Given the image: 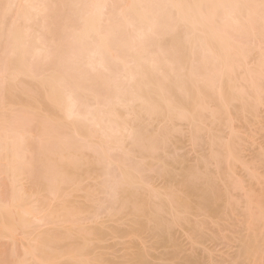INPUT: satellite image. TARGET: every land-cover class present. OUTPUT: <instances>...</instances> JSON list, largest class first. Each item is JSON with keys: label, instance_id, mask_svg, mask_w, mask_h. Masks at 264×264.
<instances>
[{"label": "bare ground", "instance_id": "bare-ground-1", "mask_svg": "<svg viewBox=\"0 0 264 264\" xmlns=\"http://www.w3.org/2000/svg\"><path fill=\"white\" fill-rule=\"evenodd\" d=\"M263 109L264 0H0V264H253L217 178Z\"/></svg>", "mask_w": 264, "mask_h": 264}, {"label": "rangeland", "instance_id": "rangeland-1", "mask_svg": "<svg viewBox=\"0 0 264 264\" xmlns=\"http://www.w3.org/2000/svg\"><path fill=\"white\" fill-rule=\"evenodd\" d=\"M260 120L264 121V109L260 113ZM236 132L241 138V149L243 151V156L245 160L247 161L244 164H231V167L233 168V174L232 176H227L225 171L222 172L220 176L217 178L218 183L221 185L223 188L224 192H228L229 196L231 197L232 204L236 208V211L234 215L237 217L238 214H241L240 219L242 220H247L248 216H245L243 211L245 207V203L247 201V190L252 189L253 191H264V161L261 160L260 153L264 152V137L260 129L254 127V128H249L246 126L243 122H236ZM181 128L183 130H187V126L181 125ZM258 126V125H257ZM199 148H192L189 144L183 146L181 149H179L178 153L179 154H189L190 156L196 157V155L200 152L198 151ZM151 180L156 183V184H161L162 182L154 177V174L151 173ZM241 184L243 185V188H237L236 185ZM253 193V192H252ZM264 198V197H263ZM233 215V216H234ZM236 217L228 220V221H219L220 224L223 223H230V222H236ZM203 218V217H202ZM256 224L263 225V222L259 221L256 222ZM33 226H42L43 224L39 222H34L32 224ZM248 225L243 227V229L247 228ZM247 230L244 231V234H248L246 232ZM249 232V231H248ZM223 234H226L227 236H232L233 231L232 230H225L223 231ZM186 236H182L183 240H186ZM211 240H217V238H213ZM130 240L128 239H113L109 238L108 240H105L102 242V251L106 252L104 250L105 247L112 246V250L108 251L109 254L105 256L107 259L113 261L114 257L112 258L111 253H113V250L119 249L121 243L128 242ZM217 242V241H216ZM215 241H209L207 244L209 245H215ZM33 243V242H31ZM215 243V244H213ZM25 248L22 247V251ZM100 251V250H99ZM164 249L159 248L156 250H153V253H162ZM120 262V264H134L131 261L125 260L124 258H119L117 260ZM113 264V263H112ZM253 264H264V255L263 258L261 257L260 259H257L256 261L254 260Z\"/></svg>", "mask_w": 264, "mask_h": 264}]
</instances>
